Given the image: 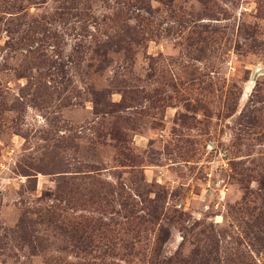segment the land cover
Masks as SVG:
<instances>
[{
    "label": "rangeland",
    "instance_id": "rangeland-1",
    "mask_svg": "<svg viewBox=\"0 0 264 264\" xmlns=\"http://www.w3.org/2000/svg\"><path fill=\"white\" fill-rule=\"evenodd\" d=\"M0 264H264V0H0Z\"/></svg>",
    "mask_w": 264,
    "mask_h": 264
}]
</instances>
